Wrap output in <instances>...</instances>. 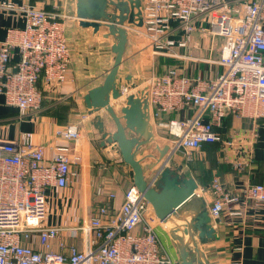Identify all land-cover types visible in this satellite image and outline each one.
Returning <instances> with one entry per match:
<instances>
[{"label":"built area","instance_id":"built-area-1","mask_svg":"<svg viewBox=\"0 0 264 264\" xmlns=\"http://www.w3.org/2000/svg\"><path fill=\"white\" fill-rule=\"evenodd\" d=\"M67 2L59 0L47 10L30 0H0V13L13 11L24 21L22 27H9L0 40V93L22 116L42 109L40 80L47 84L68 80ZM111 6L109 13L118 19L120 11ZM135 13L133 23L126 19L116 24L142 38L152 55L185 59L180 49L202 33L210 40L209 54L216 42L220 54L217 59L197 60L222 69L202 77L171 65L134 87L118 85L120 94L110 104L114 107L132 93L147 100L154 129L167 132L168 160L180 151L190 160L205 143L232 145L217 131L227 115L248 120L254 141L264 118V0H140ZM15 51L19 56L11 63ZM56 135L73 144L57 146L49 158L31 131L18 139H0V264H172L156 231L166 229L167 221L134 184L118 206L100 205L74 225L46 222L47 189L70 186L83 159L78 124L56 129ZM195 196L205 201L217 234L224 212L246 222L250 209L264 206V184L247 181L235 191L215 175ZM229 264L243 263L236 258Z\"/></svg>","mask_w":264,"mask_h":264},{"label":"crops","instance_id":"crops-1","mask_svg":"<svg viewBox=\"0 0 264 264\" xmlns=\"http://www.w3.org/2000/svg\"><path fill=\"white\" fill-rule=\"evenodd\" d=\"M30 1L47 10H53L54 5L59 3V0ZM65 11L70 15L66 19V35L71 51L68 80L61 84H47L40 80L38 86L43 93L42 109L23 116L16 106L7 104L5 96L0 93V139H18L23 132L31 131L33 141L44 146L45 155L49 158L57 146L73 144L72 141L56 135V129L71 124L80 126L82 137L78 147L83 159L80 165L76 166L78 177L66 188L52 187L46 191V222L74 225L89 217L100 205L118 206L127 189L134 184V174L122 156L116 155L119 147L113 148L112 143L102 142L98 121L93 120L99 112L91 108L92 115L87 120L82 119L83 115L89 114L85 96L90 89L102 85L113 65V39L104 37L108 32L105 26H102L98 33H94L92 27L80 24V19L76 16V0H68ZM23 23L21 15L13 11L1 12L0 40L6 38L9 27H22ZM142 41L138 35L128 33L123 62L116 78L117 89L122 83H139L145 76L165 70L171 66L166 64L167 60L169 64L180 66L186 74L198 76L200 74L192 72L195 67L201 66L208 70L214 63L198 61L197 58L209 56L215 59L213 57L216 54L218 56L220 52L219 42H216L215 49L209 54L210 40L202 33H196L193 42L187 48L180 49V52L187 56L185 59L152 55ZM18 56L15 51L11 63L17 60ZM217 68L212 76L222 69L221 66ZM114 99L111 91L108 101ZM120 108L121 102L114 106L116 112H119ZM103 117L109 129L114 130L113 123L104 115V111ZM164 118H167V115ZM249 126L248 120L227 115L217 131L221 133L222 140H231L233 144L229 147L222 143L210 144L194 151L190 160H186L182 151L170 160L166 158L167 153L161 157L160 150L168 143L167 132L157 127L154 129V140L142 144L136 152V158L140 161L146 179L153 177L166 166H181V172L196 180V191L208 188L215 175H219L235 191L247 181L264 184V118L259 121L258 136L254 141L251 140ZM99 187L102 188L101 193L98 192ZM110 192L114 193L116 198H109ZM205 198L209 196L206 194ZM201 207L203 199L195 197L180 213L190 221ZM187 220L169 219L166 229L158 227L156 230L163 248L171 257L172 264H181V244L172 232L177 229L187 233ZM217 236L207 242H199L201 250L204 251L203 258L206 257L209 264H229L236 258H241L243 264H264V206L254 211L250 209L246 222L241 218L232 219L224 212Z\"/></svg>","mask_w":264,"mask_h":264},{"label":"water","instance_id":"water-1","mask_svg":"<svg viewBox=\"0 0 264 264\" xmlns=\"http://www.w3.org/2000/svg\"><path fill=\"white\" fill-rule=\"evenodd\" d=\"M108 5H114L120 11L118 19L107 11ZM139 7L140 0H76V16L80 19V24L84 27H92L94 33H98L102 26L107 27L108 32L104 37L113 39L112 50L115 55L113 65L102 85L90 89L85 99L89 108L99 112L93 120L98 121L102 142L112 143L113 148L119 147L116 155H121L123 160L131 166L134 185L153 206L156 214L165 221L172 218L187 220L180 210L189 206L196 197L198 187L196 180L181 172V166L177 168L166 166L153 177L146 179L140 161L136 158V152L140 146L154 140L155 136L154 127L149 118L147 100L132 93L121 101L119 112H116L108 101L111 91L114 98H118L120 94L119 89L116 88V78L123 62L128 40L126 29L116 24V21L122 23L128 19L133 23L135 8L139 9ZM139 13L140 11L137 12ZM141 24L142 20L139 22V25ZM134 86L135 83H132L131 87ZM102 109L104 115L113 123L114 130L109 129L105 123ZM168 149L167 144L160 150L161 157L167 153ZM187 222L190 241L200 258L197 257L196 260L189 258L187 245L182 244L180 247L181 264H209L206 257L203 258L204 254L199 242L204 243L218 236L210 225V216L205 201H203V207Z\"/></svg>","mask_w":264,"mask_h":264},{"label":"rangeland","instance_id":"rangeland-1","mask_svg":"<svg viewBox=\"0 0 264 264\" xmlns=\"http://www.w3.org/2000/svg\"><path fill=\"white\" fill-rule=\"evenodd\" d=\"M112 10V6L111 5H108V7H107V11L108 12H110ZM104 50V49H103ZM106 50H108V49H105L104 51H106ZM219 54H220V52H219ZM219 54H218V56H217V54H216V56L215 57H213V58H215V59H217L218 57H219ZM171 58V57H170ZM198 64H202V63H199L198 61H196ZM167 65H172V64H169V61H167V63H166ZM210 64H213V63H210ZM217 66L219 67V65L218 64H213L212 66H211V68L209 67V69L208 70H205L204 68H202L201 66H197V67H195L193 70H192V72H197L198 74H200V75H202V76H204V75H206V76H212V75H214L215 74V72L218 70V68H217ZM91 108H89V110H87L89 113H91V110H90ZM88 114V113H87ZM138 158V157H137ZM182 212V211H181ZM189 235V234H188ZM186 245H187V249H188V251H189V258H191L192 260L194 259V260H196L197 259V257H199L198 256V253L195 251V249H194V246H193V244H192V242L190 241V238H189V240L186 242ZM202 252H203V254H204V251L203 250H201ZM200 258V257H199ZM202 258V257H201ZM199 264V263H198Z\"/></svg>","mask_w":264,"mask_h":264},{"label":"bare ground","instance_id":"bare-ground-1","mask_svg":"<svg viewBox=\"0 0 264 264\" xmlns=\"http://www.w3.org/2000/svg\"><path fill=\"white\" fill-rule=\"evenodd\" d=\"M172 219H173V218H172ZM172 219H170V220H172ZM186 230H187V229H186ZM182 232H183V233H182ZM172 235L175 237V239H176L177 241L180 242L181 245L186 243V242H185L186 239H189L188 231H187V233H185V232L182 231V230H178V231H177V229H176L175 231L172 232Z\"/></svg>","mask_w":264,"mask_h":264},{"label":"trees","instance_id":"trees-1","mask_svg":"<svg viewBox=\"0 0 264 264\" xmlns=\"http://www.w3.org/2000/svg\"><path fill=\"white\" fill-rule=\"evenodd\" d=\"M167 61H168V60H167ZM171 116H172V115H167V118H166V119L170 118ZM210 144H215V143H205V144L202 145L201 149H202V148H205V147H207V146H209Z\"/></svg>","mask_w":264,"mask_h":264}]
</instances>
